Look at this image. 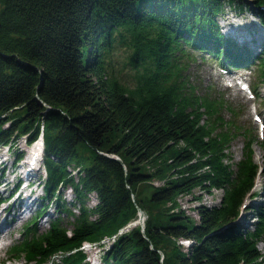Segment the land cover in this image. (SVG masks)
I'll use <instances>...</instances> for the list:
<instances>
[{"label": "trees", "instance_id": "obj_1", "mask_svg": "<svg viewBox=\"0 0 264 264\" xmlns=\"http://www.w3.org/2000/svg\"><path fill=\"white\" fill-rule=\"evenodd\" d=\"M226 3L255 12L264 30V0H0V146L41 137L45 172L37 213L8 249L13 258L88 264L83 242L115 236L104 264H264V202L243 206L260 171L257 138L239 109L190 80L193 51L229 70L257 64L264 79V35L256 55L225 37L216 16ZM238 136L241 158L226 162ZM24 156L14 151L12 170ZM195 189L222 194L215 205L199 202L193 221L175 208ZM52 203L58 217L37 231ZM242 207L252 230L239 221ZM138 208L144 231L118 233ZM179 239L193 243L185 251Z\"/></svg>", "mask_w": 264, "mask_h": 264}, {"label": "rangeland", "instance_id": "obj_2", "mask_svg": "<svg viewBox=\"0 0 264 264\" xmlns=\"http://www.w3.org/2000/svg\"><path fill=\"white\" fill-rule=\"evenodd\" d=\"M230 5L226 3L221 13L216 16L220 31L225 37L233 38L239 45H245L249 50L255 53V55L258 54L260 52L259 44L262 41L260 36L264 35V30L254 15L255 12L249 10V8L238 11V9L233 7V4ZM227 14L229 16L224 20L223 18ZM233 16L234 19H231ZM227 22L228 25H226ZM187 49L191 52L190 48L187 47ZM192 54H194L196 61L190 67V80L193 83L197 82L198 84H201L202 89L206 86H211L217 94H221L225 100L229 101L234 107L239 109V120L244 125L248 124L251 128V132H253L257 138V142L253 145V150L254 159L258 164L260 171L255 179L254 188L246 197L245 205L243 206L250 208L259 202H264V127H262V125L256 120V114H260L259 116L261 117L264 115V79L258 76L259 66L250 63L235 71L237 74L241 73L243 75H241L242 77H244V75L247 76V85L253 91V95H250L246 90H239V85L228 87L230 81H227V75H224L223 70L220 69L223 66L220 62L211 59V57L204 53L201 54L193 51ZM120 57H122V52H120ZM115 62L116 69H122V59L116 57ZM237 80L239 82V79ZM201 88L198 89V93L202 90ZM16 144V147L14 146L11 148H8V146H0V198H3V201L0 204V212L21 196L20 201L16 202V213L12 212V215L15 217H13L11 213H5L4 215L9 218L11 217L9 225L12 226V228L7 237L4 238L5 240H0V264H34L33 262L26 261L23 256L20 259H15L8 253L9 247L20 239L25 223L36 215L41 197L44 194L41 184L38 185L37 182L38 176H43L44 174L42 161L39 159L36 162L35 168L32 167L33 170L31 169V171L28 172L30 165L27 164V161L33 145L28 146L25 143L24 138H20ZM243 144L244 141L241 136H238L231 141L230 148L226 150L230 160H226V162L235 163L241 158ZM16 150L24 153L25 156L23 161H25H19L16 168L12 170L11 164L14 157V151ZM2 170H4L3 175H1ZM73 173H75V171H73ZM17 180L21 181V184L16 193L13 187ZM155 184L158 185V182H155ZM144 190L149 194L153 189L146 188ZM60 193L65 199L68 207H72V202H75V200L71 188L64 187L61 189ZM198 194H201L202 197L198 200L193 199V195ZM221 194L222 191L220 189L214 190L211 193H201L199 189H195L193 195L188 194L179 196L176 200L177 207L175 209H182L192 218V220H197L195 206L203 201L207 202L209 205H215L219 202ZM95 197H97L95 196V193H88L86 199L88 206L92 207L96 203L97 199ZM29 203H32V209L23 212L22 214L24 217L22 216V218L17 220V215L15 214L20 210H23L22 208ZM242 208L243 214L239 221L244 222L245 227L252 230L253 225L251 222L253 219L251 215L249 216L251 211L246 210L244 207ZM143 215L145 221L146 214L143 212ZM55 217H58V213L55 205L52 203L49 205L48 211L37 221V231H44L48 227V222ZM60 217L65 224H68L71 220V218L66 215H60ZM127 229L128 226L126 225L120 229L118 233L127 231ZM113 240L114 237H104L100 241V244L90 243L89 241H86L89 243L82 244L80 248L85 252L88 264H104L102 261V254L104 250L110 246V243H113ZM181 248L184 249L185 246H181ZM257 248L264 253V242L258 241ZM162 257L163 256L161 255V258ZM55 261L60 262L59 257H56Z\"/></svg>", "mask_w": 264, "mask_h": 264}, {"label": "bare ground", "instance_id": "obj_3", "mask_svg": "<svg viewBox=\"0 0 264 264\" xmlns=\"http://www.w3.org/2000/svg\"><path fill=\"white\" fill-rule=\"evenodd\" d=\"M237 84V83H236ZM264 117V115H263ZM40 150L39 148V144L36 143L33 145V148L31 150V160H35L37 158V153L38 151ZM159 185V183H158ZM96 196V194H95ZM97 199V197H95ZM21 199V196L15 200L12 204H10L8 207H6L5 209H3L1 212H0V240L1 239H4L5 237H7L9 231L11 230L12 226L9 225V222L11 221V217L9 218L8 216H4L5 213H11V215L13 214L12 212L16 213V202H19ZM23 200V199H22ZM21 200V201H22ZM202 204H207L209 205L207 202L203 201L201 202ZM23 210H20L17 214V220L22 218L23 216V212L25 211H30L32 209V203H29L27 206H25L24 208H22ZM13 217H15L14 215H12ZM24 217V216H23ZM16 219V218H15ZM138 221V220H137ZM114 239H116L115 236H113ZM7 239V238H6ZM5 240V239H4ZM114 241V240H113ZM178 244H180L181 246H185L184 250L187 251V248L192 245L193 241L190 240V239H179L177 240ZM87 243V242H85ZM83 243V244H85ZM111 244V243H110ZM107 245V244H106Z\"/></svg>", "mask_w": 264, "mask_h": 264}, {"label": "water", "instance_id": "obj_4", "mask_svg": "<svg viewBox=\"0 0 264 264\" xmlns=\"http://www.w3.org/2000/svg\"><path fill=\"white\" fill-rule=\"evenodd\" d=\"M112 157H115V156H112ZM115 158L119 159L118 157H115ZM133 223L132 225L138 224L141 227V230L144 231V215H143V211L140 208H138V221H135Z\"/></svg>", "mask_w": 264, "mask_h": 264}]
</instances>
